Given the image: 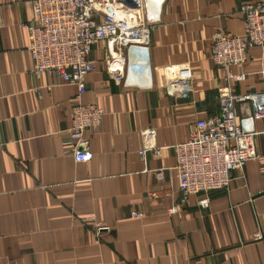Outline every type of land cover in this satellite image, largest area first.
<instances>
[{"label":"crops","instance_id":"crops-1","mask_svg":"<svg viewBox=\"0 0 264 264\" xmlns=\"http://www.w3.org/2000/svg\"><path fill=\"white\" fill-rule=\"evenodd\" d=\"M252 1L165 0L150 33L149 88L117 84L105 72V43L93 47L82 102L104 116L98 132L84 133L92 159L77 163L62 146L76 90L31 72L21 25L33 0H0V264H264V118L252 125L257 158L232 172L227 190L210 192L207 208L196 196L181 203L173 169L189 126L220 112L219 88L238 97L264 88V48L232 68L248 74L243 82L226 83L210 60L213 33L242 34L239 8ZM182 63L194 80L183 101L166 95L162 70ZM235 105L240 119L250 115L248 102ZM143 129L161 148L146 163Z\"/></svg>","mask_w":264,"mask_h":264},{"label":"built area","instance_id":"built-area-1","mask_svg":"<svg viewBox=\"0 0 264 264\" xmlns=\"http://www.w3.org/2000/svg\"><path fill=\"white\" fill-rule=\"evenodd\" d=\"M165 0H162L161 5ZM145 0H137V7L130 9L122 0H33L32 19L22 23L28 32L27 48L32 63L31 72L39 78L42 74L56 75L62 82L73 86L76 94L70 103V128L62 146L72 153L77 163H88L93 154L84 133H96L102 126L104 111L93 103H83L86 79L96 66L90 58L93 47L105 43L107 59L105 72L123 86L150 87V33L155 28L159 14L148 17ZM160 5V7H161ZM243 31L240 35H226L216 30L212 35L210 60L223 71L226 83L243 82L247 73L236 74L233 67L245 64L247 51L264 48V0L240 5ZM165 74L166 95L186 100L192 92L193 75L188 64L169 65ZM264 85V68L258 71ZM220 112L207 119L196 120L189 126V139L173 147L174 171L181 203L187 204L190 196L198 197L197 206L207 208L208 194L227 190L232 172L242 170L245 163L256 159L254 139L257 135L252 125L264 118V88L259 93L235 96L231 86L217 91ZM236 102H248L251 113L240 119ZM249 121V130L243 122ZM141 147L137 150L140 160L146 163L148 153L160 155L156 135L152 129L139 132ZM162 170L156 172L162 179ZM154 196V193L152 194ZM171 208L168 213H174ZM141 218V213H131ZM97 233L106 231L96 226Z\"/></svg>","mask_w":264,"mask_h":264},{"label":"bare ground","instance_id":"bare-ground-1","mask_svg":"<svg viewBox=\"0 0 264 264\" xmlns=\"http://www.w3.org/2000/svg\"><path fill=\"white\" fill-rule=\"evenodd\" d=\"M161 2L162 0H145L146 8H148V17H154L160 13Z\"/></svg>","mask_w":264,"mask_h":264},{"label":"water","instance_id":"water-1","mask_svg":"<svg viewBox=\"0 0 264 264\" xmlns=\"http://www.w3.org/2000/svg\"><path fill=\"white\" fill-rule=\"evenodd\" d=\"M122 3L130 9L137 7V0H122ZM249 121L248 119L243 122V128L249 130Z\"/></svg>","mask_w":264,"mask_h":264}]
</instances>
